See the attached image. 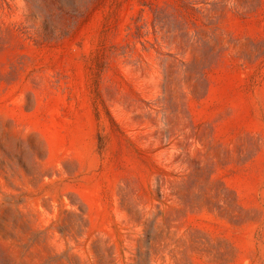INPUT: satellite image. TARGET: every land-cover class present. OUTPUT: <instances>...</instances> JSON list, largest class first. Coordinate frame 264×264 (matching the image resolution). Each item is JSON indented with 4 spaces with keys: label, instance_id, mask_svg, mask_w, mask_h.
<instances>
[{
    "label": "rangeland",
    "instance_id": "obj_1",
    "mask_svg": "<svg viewBox=\"0 0 264 264\" xmlns=\"http://www.w3.org/2000/svg\"><path fill=\"white\" fill-rule=\"evenodd\" d=\"M0 264H264V0H0Z\"/></svg>",
    "mask_w": 264,
    "mask_h": 264
}]
</instances>
